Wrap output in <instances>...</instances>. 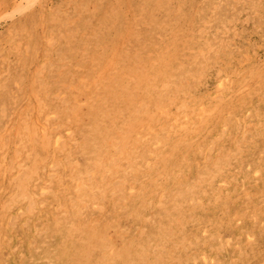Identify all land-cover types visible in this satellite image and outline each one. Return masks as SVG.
<instances>
[{"label": "rangeland", "instance_id": "1", "mask_svg": "<svg viewBox=\"0 0 264 264\" xmlns=\"http://www.w3.org/2000/svg\"><path fill=\"white\" fill-rule=\"evenodd\" d=\"M30 1L34 2L35 0ZM14 6H21L23 9L18 12ZM0 16V135L5 133L6 125H9L8 122L18 114H21V117H28L29 120L35 118L36 111L30 94L31 90L36 89L45 99V110L56 105L57 100L54 93L62 90L67 94V103L62 106V110H65V106L71 107L78 99L86 102L84 93L76 94V88L80 86H84L85 91V85H87L89 88L85 92H95V95L101 96L102 90L97 91L93 87V79L99 78V76L104 78L111 74L114 87L112 85L106 90L108 96L104 97L105 101L95 104L96 112H99L98 115L95 114V119L100 132L93 133L91 130V113L88 111L91 106H86L84 111L78 113L79 117L75 123L78 132L83 131L88 141L99 138L102 142L104 136L99 137L100 133L109 132L111 127L110 120L106 118L104 110L117 112L115 120L119 126L124 122V117L121 116L124 111L121 108L125 104L123 100L128 97V93L132 91L131 94L134 95L131 100L126 102L129 103L128 109L131 107L133 111L134 104L132 102L139 99L134 94L133 86L125 81L129 66L140 69L150 85L159 86L164 76H160L158 79L153 77L150 63H155L158 68L164 69L167 76L172 74L173 80L181 87L179 90L175 86L172 88L170 108L173 109L174 104L181 100L187 106L193 107L198 103H205L212 106L213 109L215 108L214 113L206 117L200 124V130L209 131L207 132L209 137L206 136L205 140L191 138L186 142L187 144H181L175 142V137L166 138L167 146L177 145L176 150L166 154L169 167L175 169L179 165H184L187 169L184 178L167 181L165 186L169 189L168 196L178 191L182 184H191L196 173L205 171L206 166L211 168L214 159L219 161L222 174H225L224 169L234 166L238 170L240 169L241 175L247 178L243 187L236 186L234 192L225 194L226 196L224 195L216 204H208L207 201H204L200 207L184 211V216L188 219L186 218L187 226H184L181 232L182 236L192 238L190 240L194 239L193 243L197 242L195 245L192 244L196 252L209 250L212 243L217 241L214 236L201 234L200 226L201 228L208 226L209 234L225 236L232 238L233 242H240L237 247L219 249V264H231L229 258L235 254L237 255L234 256L236 258L234 264H264V0H36L28 7L26 0H0ZM50 38L53 40L48 45L47 39ZM42 58L49 61L50 70L43 72L36 69ZM108 59L117 64L118 74L115 70L107 67ZM4 70L5 73H3ZM218 74L222 75L224 79L220 80L221 76L219 77ZM38 79L44 81V88H37L35 81ZM80 79L84 81V85ZM243 84L250 86L248 92L239 91ZM215 90L219 92V96L217 99H211V94H214ZM154 91L155 89L152 90V92ZM154 93L158 94V92ZM154 93H152L153 96ZM158 95L163 98L162 94ZM148 97L145 95L143 99L147 100ZM68 102L70 103L68 104ZM70 111L73 110L70 109ZM138 117L139 120L145 119L143 116ZM136 124L139 125L140 122ZM152 125L155 124L152 123ZM187 133L191 132L188 130ZM212 138H215L216 144L214 147L210 146L207 156L203 147ZM6 142H8L7 147L12 150V142L9 140ZM33 147L34 151H40V155L36 163L32 160L28 162L32 166L43 165L42 158L47 160L51 158L49 152L39 148L37 139ZM89 147L90 144L86 142L85 153ZM245 147L246 150H243ZM66 148L65 151H71L70 153H73L76 159L79 158L77 160L83 166H89L80 151H76L68 145ZM226 149H232L234 154L229 155ZM137 151L140 155H146L149 147L138 143ZM184 154L186 159L181 161ZM81 157L82 159H80ZM86 157L89 156L86 155ZM194 157L196 161L193 159ZM241 167L243 168L241 169ZM258 167L259 175L255 176L253 170ZM63 172L65 176H68L67 171ZM41 176L46 179L43 172ZM67 176L66 179L69 180L70 178ZM144 185L147 187V196H149L150 184L145 183ZM57 186L56 183L55 189L58 198H62L63 192ZM208 187L210 191H216L214 187L205 186L204 188ZM4 188L5 190H3ZM12 189H14L13 185L0 178V199L3 196V200H5L8 196L3 191ZM126 197L124 196V198ZM184 197L186 196H181L179 199L183 200ZM49 200L52 203L57 202V198ZM133 203L135 202L128 200L124 206L126 205L129 211L132 208L137 210L140 202L135 205L136 207ZM167 205L169 204L167 203ZM14 206L15 204L6 208L4 216L0 215L1 231L7 232L9 238L0 240V242L3 249L10 248L13 261L2 259L0 264L7 261L9 262L7 264H17L16 261L20 259L19 251H13V245L19 242L26 264L28 262L29 264H44L41 254L30 245L42 242L40 235L35 230L34 223L30 221L19 228H13L10 212ZM130 207L132 208L129 209ZM151 207L156 220H159L164 210ZM109 212L111 216H114L112 211L109 210ZM236 214L240 218L242 217L239 223L233 219ZM253 214L255 215L254 219L248 217ZM32 216L35 223L41 224L47 231L45 233L48 235L47 244L41 248V251L46 253L50 248L52 250L59 247L62 236L51 235L53 225L47 216V211L37 210ZM220 216H223V219ZM87 220L86 222L91 223V220L88 218ZM121 220H124L120 222L121 225L128 229L132 228L131 232L134 230L133 228H136V221L132 216H123ZM128 221L131 222L128 223ZM137 223L139 226H143L148 233H154L158 228L157 223L154 227L143 221H137ZM230 227L232 228L230 229ZM186 228H190V230H186ZM246 231L250 233V241H245L242 236ZM110 234L111 242L109 244L120 249L121 240H118V236L115 237L113 231ZM173 239L171 241L175 242V238ZM62 244L65 246V242ZM66 244H68L66 246L69 250L63 253L57 251L62 260L60 264H70L71 262L83 264L71 253L69 240ZM78 245L82 247L84 244L78 243ZM169 248L173 253L172 248ZM252 251H256L257 254H253ZM94 252L96 254L93 253L95 255L93 258L96 261L99 258V251ZM187 254L186 252L179 253L183 263L167 254L152 260V263L184 264V261L191 258L189 251ZM36 257L39 258L36 259Z\"/></svg>", "mask_w": 264, "mask_h": 264}, {"label": "bare ground", "instance_id": "2", "mask_svg": "<svg viewBox=\"0 0 264 264\" xmlns=\"http://www.w3.org/2000/svg\"><path fill=\"white\" fill-rule=\"evenodd\" d=\"M34 2L30 0L27 2L26 0L27 7ZM15 8L18 12H21L23 9L21 6ZM52 40L51 38L47 39V44L50 45ZM16 48L18 49V47ZM48 62L49 61L45 58H42L37 64V67H35L37 70L43 72L50 70L51 66ZM107 67L111 70H115L117 74L119 73L118 66L113 60L108 59ZM150 68L153 70V77L155 79L164 76L159 86L150 85L140 69H137L135 66H129L128 75H126L127 80L125 81L133 86L132 88L135 91L134 94L139 97V99L132 102L134 104L133 111L131 107L128 109L129 103L127 104L126 102L131 100L133 95L131 94L132 91L128 93V97L123 100L125 104L122 108L120 107L121 110L124 111L121 116L124 117L125 123L122 122L123 124L119 126L115 120L117 112L114 110L111 112L104 108L105 116L110 120L111 127L109 132L100 133L99 137L104 136L102 142L99 138L88 141L83 131L78 132L75 123L77 117H79L78 113L84 111L86 106H91L88 108V111L91 113V130L93 133L100 132V128L97 127L98 122H96L97 120L95 119V114H99V112H96L97 107L95 104L105 101L104 97L107 98L108 96L106 90L112 87V85L114 87L111 74H108L106 77L104 76V78L99 76V78L95 77L93 79V87L97 91L102 90L101 96L95 95V92H85L89 88L87 85H85V91L84 86H80L76 88V94L84 93L86 102H82L78 99L73 105L70 104L71 107L68 108V105L65 106V110H62V106L67 103V94L62 90H58L54 93L57 103L53 108L48 110L44 108L46 104L45 99L36 89L31 90L30 94L32 95L34 101L33 105L36 111L35 118L29 120L28 117H21V114H18V116H15L13 120L8 122L9 125H6L5 133L3 132L4 136H2L3 134L0 135V178L6 183L13 185L14 188L9 191H7L8 189L3 191L5 194H8V196L5 200H3V196L2 199H0V215L4 216L6 208L15 204L13 210L10 212V219L13 220V228H19L20 226L28 224L30 221L34 223L35 230L40 235L42 242L40 241V244L36 245L31 243L30 245L41 254V259L44 264H60L62 260L57 251L63 253L69 250L66 246L68 245L66 244L68 240L71 245V253L77 260L82 261L83 264H153L152 260L163 257L166 254L174 256L178 262L183 263L179 253L186 252V255H188V251L191 258L190 260L184 261V264H219V249L237 247L240 244V242H233L232 238H226L225 236L212 233L209 234V230L207 229L208 226L202 228L200 226L201 234L205 236H214L217 242H213L209 250L196 252L192 244L195 245L197 242L193 243L194 239L190 240L192 238H185L182 236L181 232L183 227L187 226V217L184 216L187 210L200 207L204 204V201H207L208 204H216L225 194L234 192L236 186L243 187L246 184L247 178L241 175L240 169L238 170L234 166L227 167L224 169L225 174H222L219 161L214 159L211 168L206 166L205 171L196 173L191 184H182L178 191L168 196L169 189L165 186L167 181L174 178H184L187 169L184 165H179L175 169L171 166L169 167L166 154L167 152L176 150L177 145L167 146L165 142L166 138L175 137V142L181 144H185L191 138L205 140L206 136H208L207 132L209 131L200 130V124L206 117L214 113L215 108L213 109L212 106L205 103H196L197 105L193 107L187 106L181 99V102L174 104L173 109L170 108V100L172 99L170 94L172 88L175 86L179 90L181 87L173 80L172 74L167 76L164 73L165 71L162 67L158 68L155 63H150ZM3 73H5V70ZM41 77L43 78V76ZM219 77L220 80L224 79L222 75H219ZM35 82L38 89L44 88L43 80L38 79ZM80 82L84 85L82 79H80ZM154 89V92L162 94L163 98L152 92ZM248 90H250V86L247 84H243L239 89V91L247 92ZM152 93L155 95L153 96ZM218 94L219 92L215 90V93L211 94V99H217L219 96ZM145 95L149 96V99L144 100L143 96ZM69 103L70 102H68V104ZM70 109L73 111L71 112ZM138 116H143L145 119L139 120ZM237 119L241 121L239 118ZM152 120H154V122H151ZM138 122H140L139 125L136 124ZM152 123L155 125H152ZM108 126H106L107 129ZM224 127L227 128L226 126ZM188 130L191 133L188 134ZM6 136L8 137L6 138ZM36 139L38 140L39 148L42 149V151L49 152L51 158L49 160L42 158L43 165L32 166L28 162L32 160L36 163L40 155V151H34L33 144L36 142ZM6 140L12 142V150L7 147L6 144L8 142H6ZM86 142L90 144V147L85 153ZM138 143H142L149 147V151L146 155L139 154L137 151ZM215 144V138H212L210 142L207 141L203 147L204 153L206 154L209 148H211L210 146L214 147ZM67 145L71 146L76 151H80L83 158L86 159V161L85 159L84 161L86 164L88 163L89 166H83L82 163L78 162L79 158H77V160L74 157L75 155L70 153L71 151L66 152L65 149H67ZM243 150H246V147L243 148ZM227 151L229 155L234 154L232 149ZM86 155L89 157L87 158ZM206 155L208 156V153ZM80 159H82V157ZM185 159L186 155L184 154L181 161ZM193 159L196 161L195 157ZM242 168L243 167H241V169ZM63 171L68 172V176H66L70 178L69 180L66 179ZM253 171L255 176L259 175V167L257 169L255 168ZM42 172L46 176V179L42 178ZM56 183L58 184V189H61L63 192L62 198H58L55 189ZM145 183L150 184L149 196H147L148 190H146L147 187L144 185ZM204 185L214 187L216 191L212 192L209 190V187L204 188ZM5 188L3 190H5ZM184 195L186 197L182 198L183 200L179 199ZM124 196L127 197L124 198ZM50 198H57V202H50ZM101 198L103 199L101 200ZM132 198H134L137 203ZM128 200L134 201V206L140 202L139 208L137 206L138 211L132 207L129 208H132L131 211L127 210L124 204H126ZM181 201L184 203H182L183 205L180 203ZM236 202H238V200H236ZM167 203L169 205H167ZM151 206L164 210L159 220H156L154 212L151 211ZM42 209L47 211V216L51 219L53 225L51 235H56L58 237L59 235L62 236L59 247L52 250L50 248L49 252L46 253L41 251V248L47 244L46 239L48 235L45 234L47 233L46 228L42 227L39 223H35L36 221L32 216L35 211ZM109 210L113 212L114 216H111ZM122 215L132 216L136 221V228H133L134 230L132 232L130 231L132 228L128 229L121 225ZM236 215L233 216V219L236 223H239L242 217L240 218L238 214ZM248 217L254 219L255 215H249ZM87 218L91 220V223L86 222L88 221ZM221 218L223 219V216ZM137 221L150 223L152 227L157 223L158 228L154 233H148L143 226H139ZM129 222L131 221H128V223ZM231 228L232 227H230V229ZM186 230H190V228H186ZM111 231L115 233V237L118 236V240H121L122 246L120 249L115 247V245L109 244V242H111ZM127 233H129V235H126ZM242 236L245 241L251 240L248 231L244 232ZM128 237L130 238L128 239ZM173 238H175V242L171 241ZM8 239V233L2 232L0 226V240ZM62 239L65 240L63 241ZM63 242H65V246L62 244ZM78 243H83L84 245L80 247ZM169 247L172 248V251H174L173 253L169 250ZM9 249L10 248H8V250L3 249L0 242V260H12ZM14 250L19 251L20 257L16 263L26 264L20 242L13 245V251ZM97 250L99 251V258L95 261L93 258L95 255H93V253ZM255 252H253V254ZM234 256H230L229 258L231 264H234L236 261ZM37 258L39 257H36V259ZM7 263L9 262L7 261L2 264ZM27 264H29V262ZM70 264L76 263L71 262Z\"/></svg>", "mask_w": 264, "mask_h": 264}]
</instances>
